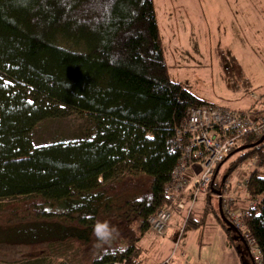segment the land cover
<instances>
[{
    "label": "trees",
    "instance_id": "obj_1",
    "mask_svg": "<svg viewBox=\"0 0 264 264\" xmlns=\"http://www.w3.org/2000/svg\"><path fill=\"white\" fill-rule=\"evenodd\" d=\"M216 54L223 77L248 84L227 49L218 46ZM168 66L153 0H0V200L23 197L0 216V243L60 242L73 264H143L148 218L167 205L180 156L169 141L188 109L210 103L173 80ZM71 111L92 120L91 135L33 144L30 133L41 120ZM260 137L233 148L216 174L228 162L230 175L254 155L263 164ZM247 191L258 202L243 221L264 264V175L256 167ZM126 194L131 198L116 203ZM206 197L204 215L191 212L182 234L211 212L241 264L254 263L221 219L218 200ZM13 215L20 220L11 224ZM97 221L118 229L111 243L96 239Z\"/></svg>",
    "mask_w": 264,
    "mask_h": 264
},
{
    "label": "rangeland",
    "instance_id": "obj_2",
    "mask_svg": "<svg viewBox=\"0 0 264 264\" xmlns=\"http://www.w3.org/2000/svg\"><path fill=\"white\" fill-rule=\"evenodd\" d=\"M153 2L169 65L168 71L173 80L183 82L197 96L228 108H247L252 100H256L255 96L259 97L262 94L255 86L264 84V0H153ZM189 28L195 32L197 42H193L194 37L190 38V42H185ZM175 30L179 31V35H172ZM216 46L224 47L238 60L244 77H249L251 87L244 85L243 79L237 78L235 74L228 77L219 75L220 69L212 51ZM198 47L199 50H192ZM184 50L190 53L185 54ZM200 50L205 52L202 53ZM258 106H254L253 109H258ZM93 128L94 124L87 115L71 111L63 117L41 120L31 131L30 138L34 145L71 141L91 135ZM260 163V157L254 155L229 175L224 170L228 165L226 162L220 168L216 181H220L224 175H229L227 177L229 184L234 186L237 181L245 180L255 167L264 175V163ZM245 189L247 191V188ZM245 193L241 187L238 195L246 196ZM248 197L258 202V198H252L249 193ZM21 198L23 197L1 199L0 216L7 218L5 215L11 213V203ZM129 198L131 195H123L116 203L122 204ZM203 198L205 199V196H199L197 206L204 200ZM214 202L216 205V200L213 199ZM240 204L241 199L238 200V205ZM173 213L176 214L175 211ZM223 213L228 218V214L224 211ZM177 217L179 218V214ZM10 219L9 223H16L20 216L13 215ZM173 222L174 217L171 223ZM176 222L177 220L174 224ZM206 223L207 232L208 230L210 232L208 235H202L201 244L196 243L195 233L191 229H187L181 238L179 230L175 229L173 224L163 236L148 231L140 242L143 248L142 263H155L173 252L175 258L180 257L181 249L185 247L184 257L187 259L192 257L195 261H206V264H235L233 261L235 255L231 257L226 251L222 253L220 251L222 241L220 242L215 233H212L223 229L221 223L213 214L208 215ZM242 223L244 224V221ZM34 228L37 234H44L43 229H37L40 227ZM28 234H33V231ZM208 238L210 240L207 242ZM175 242H178L179 247L175 246ZM68 252V245L60 242H42L37 246L10 239L0 243V264H73L69 260ZM240 262L238 257L237 263Z\"/></svg>",
    "mask_w": 264,
    "mask_h": 264
},
{
    "label": "built area",
    "instance_id": "obj_3",
    "mask_svg": "<svg viewBox=\"0 0 264 264\" xmlns=\"http://www.w3.org/2000/svg\"><path fill=\"white\" fill-rule=\"evenodd\" d=\"M264 133V109L259 112L228 108L216 104H205L187 110L186 117L176 128L169 141L171 151L179 152L178 163L171 172L166 186L167 205L148 218L150 231L163 236L169 227L173 212L183 213V225L193 212L200 195L214 196L221 203L222 211L234 224L240 236L246 241L248 253L254 263L259 264L260 253L243 222L249 207L257 204L248 197L247 178L231 186L229 180L216 181L219 164L236 146L247 137H260ZM219 184V185H218ZM243 187L244 194L238 195ZM247 206L238 210V200ZM238 210V211H237ZM178 242H175V246ZM112 264H131L126 259ZM152 264H173L172 256Z\"/></svg>",
    "mask_w": 264,
    "mask_h": 264
},
{
    "label": "crops",
    "instance_id": "obj_4",
    "mask_svg": "<svg viewBox=\"0 0 264 264\" xmlns=\"http://www.w3.org/2000/svg\"><path fill=\"white\" fill-rule=\"evenodd\" d=\"M175 34H178L179 35V31L177 30H175V31H173L172 32V35L173 36H175ZM191 37H194V40H193V42H197L196 40H195V32L192 30V28H189V32H187V36H186V39H185V42H190V38ZM180 41V39L178 40V42ZM181 42H183V41H181ZM195 45V44H194ZM195 47V46H194ZM218 46H216V47H213V56H214V58L217 60V65L219 66V75H221V76H223V71H222V67H221V61H220V58H219V56H217V54H216V48H217ZM224 48V47H223ZM192 50H199V47L197 48V49H192ZM202 50V49H201ZM200 50V51H201ZM185 52V54H188V53H190L189 51H187V50H184ZM202 53H204L205 51H201ZM243 70V69H242ZM254 71H256V69H253ZM244 74V73H243ZM249 79V77H247V80ZM251 83H250V81L248 80V87H251V85H250ZM264 84H262V85H258V86H255V87H257L258 88V90L259 91H261V95L258 97V96H255L256 97V100L254 99V100H252V103H250V105H249V107H247V108H235V109H242V110H248L249 108H254V106H258L259 108L258 109H263L264 108ZM238 96V95H237ZM244 95H239V97H243ZM254 97V98H255ZM204 99V98H203ZM207 100V99H206ZM208 101V100H207ZM208 102H210V101H208ZM211 103V102H210ZM213 104V103H212ZM253 106V107H252ZM257 108L255 109V110H258ZM216 176H217V174H216ZM229 176V175H228ZM228 176H226V178L228 177ZM222 179H225V175L223 176V178ZM222 179L220 180V181H217V182H219V183H221V181H222ZM241 189V188H240ZM239 189V190H240ZM204 199V198H203ZM211 204L213 205V199H214V201L217 199L216 197H214V196H211ZM218 200V199H217ZM198 203V202H197ZM217 204H218V208H219V200L217 201ZM221 204V203H220ZM246 205H247V202H243L242 201V204H240V205H238V210H241V209H243L244 207H246ZM208 206V199H207V197L205 196V199L197 206V204L195 205V208H194V210H193V214H194V216L196 217V218H199V217H201L202 215H204V209H205V207H207ZM237 210V211H238ZM176 214H172V216H171V219L169 220V227L171 226V224H173L174 225V227H175V229H177V230H180V228H181V225H182V222H183V217H182V214L183 213H181V212H175ZM177 214H179V218L177 217ZM212 213L211 212H209V213H207V214H205V221H204V224L201 226V227H195V228H190L194 233H195V241H196V243H198V244H201L202 243V235L203 234H206V235H208V232H210L209 230H208V232H207V227H206V219H207V217H208V215H211ZM174 217V222L177 220V222H176V224H174V222L173 223H171V221H172V218ZM214 217V216H213ZM214 225H216V224H214ZM169 227L167 228V230L169 229ZM172 227V226H171ZM216 227H217V225H216ZM174 229V228H173ZM174 229V230H175ZM213 229V228H212ZM214 229H216V228H214ZM166 230V231H167ZM174 232H177V231H174ZM185 233V232H184ZM184 233L182 234V235H184ZM212 233H215V235L217 236V238H218V240L221 242L222 241V246H220V251L223 253V251H226V253H228V254H230L231 255V257H232V255H235L234 256V259H233V261L235 262V264H240V263H237V259H238V255H237V253H236V251L228 244V242H227V238H226V235H225V232H224V230L222 229H219V230H215L214 232H212ZM211 233V235H213ZM174 234V233H173ZM182 235H181V238H182ZM171 240H172V237H171ZM174 240V239H173ZM181 240V239H180ZM210 240V238H208L207 239V242ZM180 244V243H179ZM177 247H179V246H177ZM185 247L183 248L182 247V249H181V256L179 257H177V258H175V252H173V253H169V254H167L164 258H167V257H169V256H172V261H173V264H206V261H200V260H198V261H195V259H193L192 257L191 258H189V259H187V258H185L184 256H185ZM234 253V254H233ZM163 258V259H164ZM163 259H161V260H163ZM161 260H159V261H161ZM159 261H157V262H159ZM156 263V262H155ZM149 264V263H148Z\"/></svg>",
    "mask_w": 264,
    "mask_h": 264
},
{
    "label": "clouds",
    "instance_id": "obj_5",
    "mask_svg": "<svg viewBox=\"0 0 264 264\" xmlns=\"http://www.w3.org/2000/svg\"><path fill=\"white\" fill-rule=\"evenodd\" d=\"M93 233L101 244H109L118 235V229L108 222L97 221L94 225Z\"/></svg>",
    "mask_w": 264,
    "mask_h": 264
},
{
    "label": "water",
    "instance_id": "obj_6",
    "mask_svg": "<svg viewBox=\"0 0 264 264\" xmlns=\"http://www.w3.org/2000/svg\"><path fill=\"white\" fill-rule=\"evenodd\" d=\"M262 140H264V133L262 134V136L260 137V139L256 142V143H258V142H260V141H262ZM251 145H253V143L252 144H249L248 146H251ZM218 169V168H217ZM219 213H220V216H221V219L223 220V222L228 226V227H231V228H233L234 230H236L237 231V229H236V227L234 226V224L229 220V219H227L226 217H225V215L223 214V211H222V209H221V204H220V201H219ZM238 232V231H237ZM240 235V234H239ZM240 238L245 242V244L247 245V243H246V241L240 236ZM247 249H248V246H247ZM252 264H254V263H252Z\"/></svg>",
    "mask_w": 264,
    "mask_h": 264
}]
</instances>
